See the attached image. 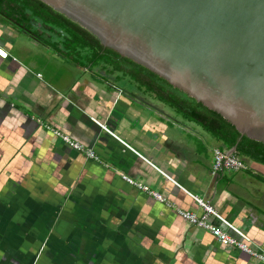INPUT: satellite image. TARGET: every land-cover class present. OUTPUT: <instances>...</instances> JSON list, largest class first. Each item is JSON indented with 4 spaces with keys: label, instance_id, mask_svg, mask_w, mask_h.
<instances>
[{
    "label": "crops",
    "instance_id": "obj_1",
    "mask_svg": "<svg viewBox=\"0 0 264 264\" xmlns=\"http://www.w3.org/2000/svg\"><path fill=\"white\" fill-rule=\"evenodd\" d=\"M0 49V264H264L178 212L200 197L264 253V163L237 151L247 168L215 177L234 149L203 125L1 15Z\"/></svg>",
    "mask_w": 264,
    "mask_h": 264
},
{
    "label": "water",
    "instance_id": "obj_2",
    "mask_svg": "<svg viewBox=\"0 0 264 264\" xmlns=\"http://www.w3.org/2000/svg\"><path fill=\"white\" fill-rule=\"evenodd\" d=\"M41 1L264 143V0Z\"/></svg>",
    "mask_w": 264,
    "mask_h": 264
},
{
    "label": "trees",
    "instance_id": "obj_3",
    "mask_svg": "<svg viewBox=\"0 0 264 264\" xmlns=\"http://www.w3.org/2000/svg\"><path fill=\"white\" fill-rule=\"evenodd\" d=\"M0 15L54 47L60 56L83 67L103 66L107 75L121 74L140 83L179 113L203 125L228 149L264 163V143L242 136L239 130L219 113L189 97L142 65L106 48L92 33L55 11L41 0H0ZM87 64L81 63L83 60Z\"/></svg>",
    "mask_w": 264,
    "mask_h": 264
},
{
    "label": "built area",
    "instance_id": "obj_4",
    "mask_svg": "<svg viewBox=\"0 0 264 264\" xmlns=\"http://www.w3.org/2000/svg\"><path fill=\"white\" fill-rule=\"evenodd\" d=\"M0 57L6 59L8 58V53L4 52L3 49H0ZM47 129L51 128L47 127ZM104 129H106V127H104ZM54 132L56 135L60 136L66 144L70 145L74 150L85 152L87 156L91 159H97L95 153L92 150L86 149L85 146L73 141V139L69 136L62 135L59 131ZM246 168V164L236 153H228L220 149H216L214 151L213 175L215 177H218L222 175V173L227 171L236 172ZM125 179L129 183L135 184V182L129 178L125 177ZM139 188L143 189L146 192H149L158 201L164 203L167 202L166 198L162 194L150 191L148 187H144L143 185H139ZM193 198L197 203L198 207L202 210V214L199 215L192 211L178 210L180 216L183 219L189 222L192 226L210 232L221 245L227 247H235L243 253L253 257L254 259L264 262L263 251H260L259 249L254 247V242L247 234L243 233L242 231L234 227L231 223H229L227 220H225L215 210V208L210 202H206L197 196H193ZM213 219H216L217 221L223 223L225 226H227V229H223L220 226L216 225Z\"/></svg>",
    "mask_w": 264,
    "mask_h": 264
},
{
    "label": "rangeland",
    "instance_id": "obj_5",
    "mask_svg": "<svg viewBox=\"0 0 264 264\" xmlns=\"http://www.w3.org/2000/svg\"><path fill=\"white\" fill-rule=\"evenodd\" d=\"M34 36V35H33ZM35 37V36H34ZM37 38V37H36ZM38 39V38H37ZM81 63H84V64H87V61H86V59L85 60H83V62H81ZM99 66H97V67H95V69H97ZM97 72H99V70L97 69L96 70ZM102 73V72H101ZM116 75H119V76H121V74H119V73H115ZM108 78H113L112 76H110V75H108ZM119 86H122V87H124L126 90H128L130 93H134V92H136V93H148L147 94V98H148V100H151V98H150V95H154V93L153 92H151L150 90H148L146 87H144L143 85H141L140 83H137L136 81H134V80H132V79H130L129 77H127V78H121V80H118L117 82H116ZM155 96V95H154ZM155 98L156 99H158L159 100V98L157 97V95L155 96ZM154 100L155 102V105H157V106H163L166 110H170L171 111V113H173V115L177 118V119H183L184 118V115L182 114V113H178V111L175 109V108H172L170 105H168L167 103H163L161 100H159V101H157V100ZM160 101L163 103V104H160ZM165 105V106H164ZM176 111H177V113H176Z\"/></svg>",
    "mask_w": 264,
    "mask_h": 264
},
{
    "label": "flooded vegetation",
    "instance_id": "obj_6",
    "mask_svg": "<svg viewBox=\"0 0 264 264\" xmlns=\"http://www.w3.org/2000/svg\"><path fill=\"white\" fill-rule=\"evenodd\" d=\"M114 79V77L112 78V80ZM116 83V82H115ZM134 93H136V92H134Z\"/></svg>",
    "mask_w": 264,
    "mask_h": 264
}]
</instances>
